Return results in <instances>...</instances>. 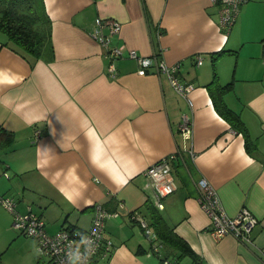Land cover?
Wrapping results in <instances>:
<instances>
[{"label": "crops", "instance_id": "obj_1", "mask_svg": "<svg viewBox=\"0 0 264 264\" xmlns=\"http://www.w3.org/2000/svg\"><path fill=\"white\" fill-rule=\"evenodd\" d=\"M43 1L52 57L21 55L0 30V194L15 199L20 211L30 207L49 233L64 226L86 229L96 203L117 211L104 224L113 246L108 252L102 246L92 264H166L163 258L264 264V0L243 3L230 27L221 25L219 4L210 0ZM96 17L120 24L118 31L108 24L100 28L107 46L179 63L176 76L193 85L192 104L165 72L139 74L132 57L118 58L111 74L107 47L90 34ZM213 71L221 84L233 82L223 101L244 122L256 145L251 152L215 108L205 86ZM185 114L188 138L180 130ZM177 150L183 155L172 163L177 188L159 208L144 171ZM199 177L213 185L228 216L241 207L253 212L257 223L249 243L210 232L198 201ZM150 207L189 243L198 261L178 259L159 239L165 250L151 251L129 214L137 210L149 224ZM0 222L13 233L1 205ZM36 264L51 262L36 256Z\"/></svg>", "mask_w": 264, "mask_h": 264}, {"label": "built area", "instance_id": "obj_2", "mask_svg": "<svg viewBox=\"0 0 264 264\" xmlns=\"http://www.w3.org/2000/svg\"><path fill=\"white\" fill-rule=\"evenodd\" d=\"M212 3L219 4V15L221 25L230 27L236 20L240 6L248 0H210ZM108 24L110 31H118L120 24L115 19H102L96 17L94 25L90 31L93 38L107 47L106 54L110 57L109 70L114 73L115 61L121 56H129L136 59L139 64L138 73L145 74L149 69L165 72L174 87V89L183 97L187 98L189 104L191 99L188 97L193 88L191 83L181 82L176 72L179 63L172 66L167 65L162 60H156L154 57L139 54L135 49L123 48L122 46L109 47L108 35L102 34L100 28ZM202 58L197 56V62L201 63ZM184 121L180 126L184 137H190L191 125L188 116L185 114ZM35 137L39 135L36 129ZM192 156V151H189ZM179 158H183L181 151H175L166 155L147 166L144 175L147 178V185L152 188L154 203L157 207H162L161 199L176 190L177 184L172 172V163ZM198 190V201L201 208L210 218L209 229L215 237H221L226 234L232 235L243 243H249L251 240V231L257 223V218L247 207H241L238 212L230 217L221 204L219 195L213 185L205 178L199 177L196 180ZM0 203L10 210L13 215V226L19 229V232L29 234L38 245V254L47 256L51 264H71L70 258L79 256V264H92L93 257L103 246L104 251L108 252L113 244L110 238L104 237L105 220L110 216H117V211L107 210L101 203H96L93 208L91 223L86 229H78L64 226L55 233H49L45 227V220L34 213L30 207L25 211L16 208L15 199L8 195L0 194ZM130 218L135 220L151 242V251L160 253V244L157 242L155 232L139 213L133 212ZM166 264H174L168 258H163Z\"/></svg>", "mask_w": 264, "mask_h": 264}, {"label": "trees", "instance_id": "obj_3", "mask_svg": "<svg viewBox=\"0 0 264 264\" xmlns=\"http://www.w3.org/2000/svg\"><path fill=\"white\" fill-rule=\"evenodd\" d=\"M0 30L7 36L5 44L25 57L36 59L53 56L51 20L46 13L43 0H0ZM222 52L223 50L217 53ZM232 85V81L221 84L216 71H213L212 79L205 86L213 98L217 111L235 131L242 133L245 147L251 152L256 145L250 138L244 122L239 114L223 101V95L232 88ZM155 208L149 209L151 216L149 226L153 228L161 244L171 248L178 259L187 256L193 262L198 261L199 255L185 239L177 235L173 228L165 223ZM136 211L132 210L129 214ZM38 256L40 257L39 254ZM170 260L177 264L176 259Z\"/></svg>", "mask_w": 264, "mask_h": 264}, {"label": "rangeland", "instance_id": "obj_4", "mask_svg": "<svg viewBox=\"0 0 264 264\" xmlns=\"http://www.w3.org/2000/svg\"><path fill=\"white\" fill-rule=\"evenodd\" d=\"M3 176L8 178L9 172L3 171ZM0 205L4 207L1 203ZM5 208V207H4ZM5 210L10 214V228L13 231L8 232L2 227V223L6 220L3 219L2 223L0 222V259L1 264H36V256H38V245L36 240L31 237L29 234L19 232V229L13 226V215L5 208ZM118 216V215H117ZM115 217V216H112ZM46 226V222H45ZM27 239L32 243L33 250L29 244H27ZM166 246V245H165ZM162 245H160V248ZM164 249V246L162 247ZM46 260L47 256H43Z\"/></svg>", "mask_w": 264, "mask_h": 264}, {"label": "clouds", "instance_id": "obj_5", "mask_svg": "<svg viewBox=\"0 0 264 264\" xmlns=\"http://www.w3.org/2000/svg\"><path fill=\"white\" fill-rule=\"evenodd\" d=\"M71 264H79V256H74L70 258Z\"/></svg>", "mask_w": 264, "mask_h": 264}]
</instances>
